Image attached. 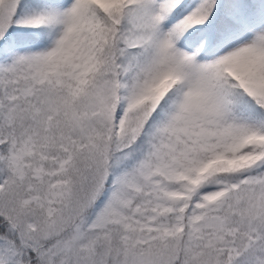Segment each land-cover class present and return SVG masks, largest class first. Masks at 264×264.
Masks as SVG:
<instances>
[{"label": "snow or ice", "instance_id": "6c2138e0", "mask_svg": "<svg viewBox=\"0 0 264 264\" xmlns=\"http://www.w3.org/2000/svg\"><path fill=\"white\" fill-rule=\"evenodd\" d=\"M0 264H264V0H0Z\"/></svg>", "mask_w": 264, "mask_h": 264}]
</instances>
